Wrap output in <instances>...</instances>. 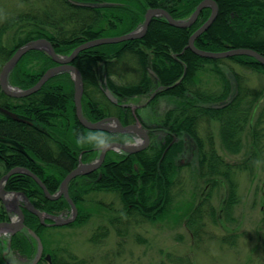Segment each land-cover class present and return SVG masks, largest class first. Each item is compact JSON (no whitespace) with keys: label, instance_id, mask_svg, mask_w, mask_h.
Masks as SVG:
<instances>
[{"label":"trees","instance_id":"1","mask_svg":"<svg viewBox=\"0 0 264 264\" xmlns=\"http://www.w3.org/2000/svg\"><path fill=\"white\" fill-rule=\"evenodd\" d=\"M78 1L90 3L108 1L118 5L93 9L73 6L67 0H57L59 11L56 19L51 17L50 11H45L42 18H35L27 25L29 28L21 31L24 37H21L11 49L4 47L0 42V73L5 65L2 66L1 63L3 61L6 63L18 49L31 41L46 39L57 54L69 56L80 45L104 38L109 32L116 31L118 35L123 36L135 31L144 22V15L150 8L164 9L174 19L183 20L190 18L203 0ZM214 1L218 6V16L211 27L197 38L196 47L211 53L250 49L264 56V0ZM211 13V8L204 9L194 25L183 29L171 26L164 17H156L142 39L91 47L81 52L73 65L82 74L83 112L92 122H98L106 117H117L123 125H128L135 121L136 116L138 117L137 111L134 112L131 107L114 105L106 98L101 89L103 80L100 82L102 78L98 70L100 64L105 66L104 77L107 80V87L120 104L140 96H151L156 84L165 87L153 101L161 96H169L180 104L169 113V117L172 118V133L179 140L182 136H187L196 141L199 148L197 167L203 180L214 182L212 186H215L216 178L219 177L229 186V198L223 209L228 212L237 200V186L231 178L235 167L217 155L211 139L208 140L209 149L204 151L197 126L205 117L221 123V119L230 114L228 128L222 132V137L227 149L234 151L232 146L236 144L235 141L238 142L235 136L236 127L239 126V131H242L243 125L253 120L251 117L255 115L254 109L258 106L263 92H250L249 89H244L242 79L238 76L237 92L231 98L229 85L219 96H209L194 90L198 83L197 74L204 64L216 66L223 61L201 58L187 49L190 37L210 18ZM126 57L137 61L139 76L136 82L120 83L114 79L118 74L116 65ZM227 60L264 73V66L252 57L236 56ZM56 66L58 64L45 51H30L15 66L9 81L14 87L27 90L35 86L49 69ZM150 70L157 79L150 77ZM93 89L102 95L103 102L90 93ZM74 92V82L69 73L54 76L38 92L25 98L8 97L0 87V107L28 121V123L14 121L0 113V167H2L0 179L13 168L23 167L40 178L51 194H55L66 176L76 167L81 153L92 148V145L99 146L116 139V135L90 131L80 124L76 116ZM243 101L252 103L245 110L246 113L238 115L239 120L234 119ZM217 102H227L228 105L221 110L204 106ZM201 117L203 118L200 119ZM250 123L253 125L250 126ZM250 123L253 145L257 148L259 130L261 131L264 124V105L258 112L255 124ZM12 146L16 147L14 151ZM181 150L182 142L178 141L172 145V151L164 158L163 149L157 151L156 157L153 156L155 151H148L145 153L147 154L145 165L140 153L117 154L115 158L108 159L99 171L74 179L69 187V195L78 209V216L75 222L68 226H80L88 222L91 214L85 207L86 197L90 193L100 191L117 194L127 218L139 215L154 220L157 216H162L171 204L170 188L174 186V178L179 170L175 164V156ZM14 153L17 155L13 156ZM159 168L160 174L157 173ZM5 189L8 192L24 193L36 209L49 215L71 213V206L64 196L54 201L48 200L41 187L26 174L10 177ZM23 212L26 229L17 232L6 242L0 240V264H10L5 256L7 250L32 262L36 258L38 246L30 231L41 238L43 231L57 228L41 224L39 218L26 209ZM196 212L197 210L194 214ZM8 218L9 215L0 200V223L8 221ZM190 221L191 215L189 223ZM104 229L100 228L93 234L91 243L100 240ZM58 254H60L58 251L44 250V257L38 264L86 263L75 255L64 259L59 258ZM46 255L51 256V263L47 261Z\"/></svg>","mask_w":264,"mask_h":264},{"label":"rangeland","instance_id":"2","mask_svg":"<svg viewBox=\"0 0 264 264\" xmlns=\"http://www.w3.org/2000/svg\"><path fill=\"white\" fill-rule=\"evenodd\" d=\"M56 2L57 0H0L2 45L11 49L24 37L21 31L29 28L27 25L35 18H42L45 11H50L51 17L56 19L59 11ZM118 36L121 35L114 31L104 38ZM227 59L216 66L204 64L197 74L198 83L194 90L209 96H219L229 85L231 98L237 92L236 77H240L244 89L263 92L254 109L255 115L253 113L254 117H251L253 120L250 122L255 124L258 112L264 105V73L244 68ZM1 64L3 66L6 63L3 61ZM137 65L135 59L126 57L116 65L118 74L114 79L120 83L136 82L139 76ZM98 70L101 82L105 76V66L100 64ZM70 77L72 78L71 74ZM150 77L154 78L151 72ZM163 88L165 87L156 84L151 94H159L165 90ZM90 93L103 102L99 92H94L93 89ZM149 98L150 95H145L124 101L134 112L142 115L149 125L164 122L166 112L180 105L169 96H161L150 103ZM250 103L252 101H243L234 119H238L240 113H246ZM221 104L217 102L204 106L213 108ZM229 117L230 114H226L221 123L205 117L197 126L204 151L209 149L208 140L211 139L217 155L235 167L231 178L237 186V200L228 212L223 209L229 198V186L219 177L216 178L215 186H212L214 182L200 177L197 167L198 145L194 139L182 136L178 139L182 142V150L175 156V164L179 170L174 178V186L170 188L171 204L162 216H157L154 220L139 215L127 218L117 194L93 192L86 197L85 207L91 214L88 222L80 226L48 228L43 231L41 240L44 250L58 251V257L64 259L75 255L84 260L85 264H264V124L259 130L257 148L253 145L250 122L243 125L242 131L237 126L235 136L238 142L235 141L236 144L232 146L234 151H231L227 149L222 137V132L228 128ZM116 155L114 153L112 157L115 158ZM160 170L159 168L158 174ZM70 215L64 214L63 217L68 218ZM14 217L12 214L11 218ZM100 228H105L103 236L98 242L91 243L90 239ZM8 235L1 234L0 240L6 242ZM6 252L11 264L30 263L17 254L8 250Z\"/></svg>","mask_w":264,"mask_h":264},{"label":"water","instance_id":"3","mask_svg":"<svg viewBox=\"0 0 264 264\" xmlns=\"http://www.w3.org/2000/svg\"><path fill=\"white\" fill-rule=\"evenodd\" d=\"M70 4L76 7H84V8H105V7H114L117 4L115 3H88V2H80L77 0H67ZM211 8L212 13L210 18L190 37L187 49H190L194 54L201 58L205 59H226L236 56H249L264 66V56L260 53L250 50V49H232L229 51L221 52V53H211L207 51H202L198 49L195 45V42L198 37H200L203 33H205L213 24L218 16V6L214 0H203L192 16L184 21V20H175L166 10L160 8H151L146 11L145 20L141 27L137 30L123 36L113 37V38H100L96 39L87 43H84L77 47L69 56H62L58 55L55 52L54 47L52 44L46 39H38L29 42L28 44L24 45L17 52L6 62L4 65L1 73H0V87L1 90L5 95L11 98H25L28 97L36 92H38L43 85L52 77L61 74V73H70L72 75V79L74 81V102L76 107V116L80 124L90 130V131H101L107 133H132L137 134L140 137H145V143H109L104 145L101 148V154L98 161L93 164H81L75 170L70 172L66 178L61 183L60 189L57 193L51 194L49 190L46 188L44 183L38 178L35 174L29 171L26 168L17 167L10 170L2 179L0 180V200L2 201L3 205L6 208V211L9 214H14L15 217L11 218L9 222H2L0 223V235L4 233H8L10 237L15 235L17 232L23 231L26 229L25 226V216L23 210L26 209L29 212L36 215L41 224L46 225L48 227H63L70 225L75 222L78 216V209L74 202L71 200L69 195V187L71 182L78 176L89 175L93 171L97 170L105 160L106 154L109 151H116V152H123L128 155L136 154L142 150H144L149 143V137L145 135V131L143 130L142 126L137 123L136 125H128L124 126L120 120L116 117H109L98 122H91L85 118L83 113V105H82V98H83V91H84V83L82 74L79 69L74 66L72 63L76 60L78 55L94 46L98 45H106V44H119L130 40L142 39L152 22V20L156 17H164L167 19L169 24L176 28H190L192 25L196 23L199 18L201 12L206 9ZM41 50L45 51L47 54L51 56L53 61L58 64V66L49 69L43 77L39 80V82L30 89L22 90L16 87H13L9 82V77L15 66L21 60V58L26 55L30 51ZM151 73L155 76V74L151 71ZM165 89V88H163ZM103 92L107 99L113 103L114 105H119V100L112 94L110 89L105 86L103 87ZM157 92L154 93L153 97L156 96ZM152 97V98H153ZM228 103L215 105L213 109L220 110L227 107ZM124 107H129V105L125 104ZM0 113L11 118L14 121L18 122H25L28 121L20 118L18 115L10 112L7 109L0 107ZM17 174H26L27 176L31 177L35 180V182L41 187L43 190L46 198L48 200L54 201L61 197H65L71 206V216L69 218H64L62 215H49L47 213L41 212L40 210L36 209L35 206L30 202L27 196L22 192H8L5 189V185L8 179ZM47 221H51L52 223H47ZM32 237L36 240L38 245V253L36 259L32 264H38V262L43 258L44 254V247L40 237L30 231ZM46 259L49 263H51V256L47 255Z\"/></svg>","mask_w":264,"mask_h":264},{"label":"flooded vegetation","instance_id":"4","mask_svg":"<svg viewBox=\"0 0 264 264\" xmlns=\"http://www.w3.org/2000/svg\"><path fill=\"white\" fill-rule=\"evenodd\" d=\"M144 19H145V15H144ZM154 78L157 79L156 76H154ZM105 86H107L106 77H104V79H103V81L101 83V89L103 90V87H105ZM153 95L154 94H151V96L149 98V103L150 102H154L153 100H154L155 97H157L158 94H156V96H154V97H153ZM149 103H147V104H149ZM125 104L126 103H124L122 105L119 104V105L123 106V108H126V107H124ZM131 109H132V107H131ZM170 112L172 113V110L166 112V114H165V118L166 119L162 123H158V124L155 123L153 125L152 124L149 125L146 121L143 120V118L141 117L142 115H140L138 113V117L136 116L135 121L133 123H131V124H128V125H136L137 123H139L142 126L143 130L145 131V135L149 137L148 146L144 150L138 152V153H140L142 155V161H143L144 165L147 162V161H145V157L147 155L145 153H147L148 151L153 150V151H155L154 152L155 154L153 156L156 157L157 156V151H160L161 149H163V158H164V156L167 153L172 151V145L175 142L179 141L175 137V135L172 133V120H171L172 118L169 117V113ZM106 118H108V117H106ZM128 125H124V126H128ZM109 134L116 135L117 136V137H115L116 139L113 140V141L106 142L103 145H99V146L95 145L92 148H89V149L85 150V152H83V153H81L79 155L78 163H77L76 167L73 170H75L81 164H93L96 161H98V159L100 158V154H101V148L104 145H106V144H109V143H121V144H125V143H130V144L140 143V144H144L145 143V137H140L137 134H132V133H118V134L109 133ZM172 137H174L173 140H172ZM184 145H185V143H184ZM12 148H13V151L16 149L15 146H12ZM114 153H117L119 155H126L123 152H116V151L107 152L105 160L102 163V165L97 170H95L92 173H90L89 175H92L93 173L99 171L106 164L107 160L112 158V154H114ZM170 154H172V153H170ZM16 155H17V153L13 154V156H16ZM65 162H67V161H65ZM15 168H17V167H15ZM21 168H23V167H21ZM89 175H84V176L86 177V176H89ZM78 177H83V176H78ZM11 217H12V215L10 214L9 218H8V221H10Z\"/></svg>","mask_w":264,"mask_h":264}]
</instances>
